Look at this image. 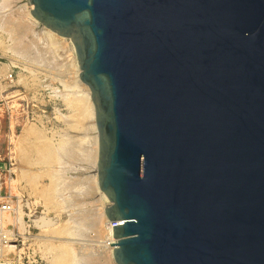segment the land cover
I'll use <instances>...</instances> for the list:
<instances>
[{"label":"water","instance_id":"95a60500","mask_svg":"<svg viewBox=\"0 0 264 264\" xmlns=\"http://www.w3.org/2000/svg\"><path fill=\"white\" fill-rule=\"evenodd\" d=\"M91 93L115 264H264V0H26Z\"/></svg>","mask_w":264,"mask_h":264},{"label":"rangeland","instance_id":"374dc122","mask_svg":"<svg viewBox=\"0 0 264 264\" xmlns=\"http://www.w3.org/2000/svg\"><path fill=\"white\" fill-rule=\"evenodd\" d=\"M24 5H26L25 7L28 6L26 0H9V8H11L13 14H17V10L24 7ZM38 24L33 26L30 33L39 34L42 31ZM31 39L32 37L28 35L27 40ZM0 44V77L9 72H12L13 75V82L0 88V166L6 164L8 157L12 160L15 173L12 194L23 195V203L25 204V211H23L25 215L24 223L27 226V230L20 233L26 239L27 252L25 255H28L29 258L28 260L24 258L23 261H19L17 264H29L28 261H35L32 264H67L70 262V256L73 255L72 250L74 253L77 250L78 252L80 250L84 251L82 254L88 253V241L84 243L85 234L88 231L86 228L82 229V226L76 228V225H74L73 227V217L70 216L73 210L71 208L68 210L64 205L65 203H62L63 201L56 196L55 192L53 194L56 196L55 198L50 193L53 191L51 188L54 187L51 183H54L53 170L55 169V159H53L55 157H50V155L56 153L54 151L57 150L61 140L64 141L72 137L88 138V133L82 131L81 123H79L83 122L86 125L89 122L85 114L82 119L83 115L80 113V103L82 101L80 102L75 96H72L75 102L78 100L79 103L77 102V104L80 106L73 108L74 105L72 107L64 100L66 94L70 95L75 92V87L73 88V85L70 83V86L67 82V76L72 73V69L69 67V63L73 60L72 47L67 39V42L65 40L66 49L63 51L60 49V52L62 51L61 61L62 58H65V61L69 62L65 64L68 65L67 67L62 66L63 63L59 59L58 64L50 68V66L40 65L35 61H33L34 64L31 63L32 57L31 59L30 57L22 59L20 56L14 55L8 48L11 42L2 33H0ZM26 60L31 61L27 63ZM52 76L54 77L52 78ZM76 120L78 123L74 126ZM72 121L74 123L70 125ZM62 141L61 143H63ZM45 153L46 155H44ZM48 155L53 160L49 159L51 161L49 164ZM82 165L78 163L77 169L68 170V172H64L65 175L78 179L92 176L89 174L92 167L87 169L83 168L85 165ZM53 166L54 168H52ZM50 175L53 180H51ZM95 198L93 199L95 200ZM93 199L90 201L92 203H86L87 205L84 208L77 207V210H79L78 208L82 210L88 209L90 206L93 207ZM58 201L62 204L59 205ZM104 203L106 205L110 204L107 201ZM99 204L98 207L102 208L101 203ZM73 209L76 212V209ZM102 210L104 209H101V212ZM39 220H46L47 225L41 228L39 224L42 222ZM69 220H72V223ZM65 228L67 229L65 230ZM73 228L75 233L79 230V236L74 233L73 236L71 235ZM68 232L70 233L68 234ZM69 235L71 236L68 237ZM62 260L63 262H61ZM64 261H67V263Z\"/></svg>","mask_w":264,"mask_h":264},{"label":"bare ground","instance_id":"6f19581e","mask_svg":"<svg viewBox=\"0 0 264 264\" xmlns=\"http://www.w3.org/2000/svg\"><path fill=\"white\" fill-rule=\"evenodd\" d=\"M25 6L26 5H24V7L17 10V12H18L17 14H13V12L10 10L11 8H9V0H0V33L7 36V39L11 42V45L10 46L8 45L9 51L11 50L14 55L16 54V56H20L22 59L23 58L26 59L29 57L31 59V57H32L33 60L32 61L29 60V61H31V63H33V64H34L33 61H35L40 65H45V66L47 65L48 67L50 66V68H52L51 66H56L58 64V62L60 61L63 63L62 66L67 67L68 65L66 66L65 64L69 63V62H66L65 58L64 59L62 58V61L60 59L62 56L61 52L64 49H66L65 40L67 42V39H65L64 37L58 36L57 34L51 32L50 30H48V29L44 28L42 25H40V23L30 13V10L33 9V6L29 3H28L27 7H25ZM37 24L40 26V29L42 30L39 33L40 35L30 33L32 31L33 26L37 25ZM28 35H30L32 37L31 40H27ZM69 43L72 47V53H73L72 59L73 60L69 63V67L72 69V73L69 74V76H67V79H68L67 82H69L70 86L72 84L73 88L75 87V92H74V94H70V95L66 94L64 100L68 105H70L72 107L74 105L73 108H77L79 106L77 104L78 100L80 102L82 101V103H80V106H81L80 113L83 115V116L81 115L82 119L84 117V114L87 115V118H88L87 120L89 122H88V124L86 123V125L83 122H79V123H81L82 131L83 132L86 131L88 133V138L84 139L83 137H81V138L72 137V138H69L67 140L65 139L64 140L65 142L61 140L63 143H61V141H60L61 144L59 143L57 150L54 151V152H56V153H54L55 155L54 154H53L54 156L50 155V157H55V158H53V159H55L54 160L55 169L54 170L51 169L54 171V173L52 172L54 180L52 179V176L50 175L51 180L54 181V183H51V184H53L52 186H54V187L51 188L53 191L50 193H52V195H53L55 192L57 194L56 196L61 201H63L62 203L63 204L65 203L64 204V205H66L65 207L68 210H69V208H71L73 210L74 214L73 213L70 214L71 218L73 217V219H72L73 221L71 220L73 222V227H74V225H76L75 226L76 228L78 226H82V229L86 228V230L88 231L87 234H85L86 236H85V241H84V243L86 241H88V243L86 242L87 248H88V251H87L88 253L82 254L84 251H81V250H80V252H78V250H77V252L74 253L72 250L73 255L71 254L72 256H70V258H69L70 262L67 263V261H69V260H67L66 262L64 261V262L67 264H115L114 259H113V251L115 249V245L113 247H110V244L113 243L112 240L115 241L114 244H116V239H114V237H113V224H114V222H111L108 220L107 215L105 213V210H102V212H101V209H105V207L107 206L106 203H104V202L107 201L108 204L110 203L107 206V208L109 206H111L112 203L100 191L99 186H98V177H97V168H96L97 157H98V132H97V126L95 123V107H94V104H93L92 99H91V93H90L89 88L86 87V85L83 84L80 80V76H79L80 75V69H79V66H78V63H77V60L75 57L74 48H73V45H72L70 40H69ZM60 49H62L61 52H60ZM9 55H11V54H9ZM27 60H26V62L28 63L29 61H27ZM40 65H38V66H40ZM36 68H37V66H36ZM41 68H42V66H41ZM53 70H55V69H53ZM53 77L54 76H52V78ZM84 88H86V89H84ZM72 96H75V98L78 99L77 102H75L73 100ZM79 117H80V115H79ZM73 121H74V119H73ZM73 121L70 122V125H71V123H74ZM77 123H78V121L76 120V122L73 125L75 126V125H77ZM44 155H46V153ZM42 157H40V158H42ZM50 157L48 155V164H49V162H51V161H49V159H51ZM39 161H41V160H39ZM78 163L85 165L83 168L91 169V167H92V171L89 172V174L92 176H88V177L86 176L83 179H80V178L78 179V178H74V177L73 178L67 177L65 175L66 171L68 172V170L76 168ZM34 164H36V163L34 162ZM53 165H54V163H53ZM49 167H50V165H49ZM50 168H46V169H50ZM52 168H54V166ZM21 172H23V171H21ZM28 180H29V178H28ZM12 184L13 183H11V185H10L11 193L14 191L12 188ZM56 196L53 195L54 198ZM91 198L92 199L95 198V200L93 199L94 200V202H93L94 206L93 207L90 206V208H88V209H82L81 210L80 208L81 207L84 208V206L87 205L86 203H89V204L92 203V202H90V201H92ZM58 203H59V201H58ZM60 203H59V205H60ZM99 203H101L102 208L98 207V205H100ZM77 207H80V208H78L79 210H77ZM73 208L76 209V212H74ZM19 215L21 216L22 214L20 213ZM19 215L17 218L12 217V216L5 217V219H4L5 223H3L2 228L7 227V231H9L11 233L14 232L15 230H17L18 232H21V233L25 232L27 230V226L25 225L24 221H21V219L18 221ZM41 219H43V218H41ZM45 221L46 220L40 221V222H42L39 224L41 226V228H44L47 225V223H45ZM71 221L69 220V222H71ZM122 223H123L122 221H117L115 223V226H120V225H122ZM63 229H64V226H63ZM66 229L67 228H65V230ZM71 229H72V226L70 228V231H71ZM64 233H65V231H64ZM69 233L70 232H68V234ZM73 233L78 235V236L80 235L79 230L76 233H75V229L72 230V234H71L72 236L74 235ZM80 233H81V231H80ZM71 235H69L68 237H70ZM81 241H83V240H81ZM87 248L85 247V250ZM69 249H70V247H69ZM68 255H70V254H68ZM61 262H63V260Z\"/></svg>","mask_w":264,"mask_h":264},{"label":"built area","instance_id":"2783aa9c","mask_svg":"<svg viewBox=\"0 0 264 264\" xmlns=\"http://www.w3.org/2000/svg\"><path fill=\"white\" fill-rule=\"evenodd\" d=\"M13 82L12 72L0 77V88L10 85ZM12 160L8 157L6 164L0 166V264H17L23 261L24 258H29L25 255L27 248L25 247L26 239L23 234L17 230L14 232L7 231V227L2 228L5 217L12 216L18 221H24L25 204L23 203V195H14L10 191V185L15 180ZM115 223L113 226H115ZM112 244L115 241L112 240ZM111 245V244H110ZM113 247V246H110ZM29 264L35 263L29 262Z\"/></svg>","mask_w":264,"mask_h":264}]
</instances>
